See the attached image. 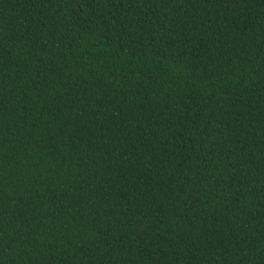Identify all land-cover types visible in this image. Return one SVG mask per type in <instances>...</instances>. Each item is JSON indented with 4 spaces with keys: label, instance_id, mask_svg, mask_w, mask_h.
I'll return each mask as SVG.
<instances>
[{
    "label": "trees",
    "instance_id": "16d2710c",
    "mask_svg": "<svg viewBox=\"0 0 264 264\" xmlns=\"http://www.w3.org/2000/svg\"><path fill=\"white\" fill-rule=\"evenodd\" d=\"M0 264H264V0H0Z\"/></svg>",
    "mask_w": 264,
    "mask_h": 264
}]
</instances>
